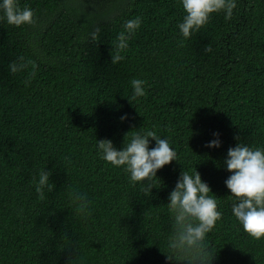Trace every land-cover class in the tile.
Masks as SVG:
<instances>
[{
	"label": "trees",
	"instance_id": "1",
	"mask_svg": "<svg viewBox=\"0 0 264 264\" xmlns=\"http://www.w3.org/2000/svg\"><path fill=\"white\" fill-rule=\"evenodd\" d=\"M18 3L34 10V23L0 20V264H187L167 257L166 204L182 168L194 167L223 213L206 237L212 264H264V238L232 215L223 164L238 140L264 146V0H237L230 20L213 13L183 45L179 0ZM137 15L125 59L112 64L110 43ZM20 56L34 75L31 64L8 71ZM134 77L146 95L131 103ZM140 127L177 151L151 195L95 150L105 138L120 148ZM213 133L219 148L206 147ZM44 168L54 188L40 197L33 180ZM73 189L91 201L89 217L75 212Z\"/></svg>",
	"mask_w": 264,
	"mask_h": 264
},
{
	"label": "clouds",
	"instance_id": "2",
	"mask_svg": "<svg viewBox=\"0 0 264 264\" xmlns=\"http://www.w3.org/2000/svg\"><path fill=\"white\" fill-rule=\"evenodd\" d=\"M183 9L181 21L177 24L179 43L192 38L213 13L223 12L224 19L230 20L237 0H179ZM0 20L19 27L34 23V10L28 6L20 7L18 0H0ZM142 25V17L137 15L123 22V30L118 32L115 41L111 42V63L117 64L125 59L129 41L136 35ZM97 29L91 33L92 40H98ZM211 52L208 46L204 49ZM32 65L31 74H35V64L23 56L10 61L8 71L20 73ZM146 81L141 78L130 80L131 95L128 100L136 101L146 95ZM127 119V114L120 120ZM214 139L206 143L208 148H219L221 141L219 133H213ZM153 147H149L151 141ZM95 150L98 157L114 168L127 175L133 187H139L146 195L156 187L157 171L173 160H177V151L171 146L167 136H161L153 129L140 127L125 134L122 146L117 148L111 139L96 140ZM230 175L224 184L230 190L231 212L243 231L255 239L264 238V146H252L238 140L229 147L223 161ZM51 170H40L34 177L35 191L43 197L45 189L51 191L54 184L50 181ZM211 193V195L209 194ZM69 197L74 204L75 212L87 218L91 215L90 204L85 193L71 190ZM218 197L210 186L202 180L196 170L182 168L176 180L175 187L168 193L167 209L170 216V231L165 237L168 250L167 257L177 262L187 264H212L213 254L206 237L222 218L219 210Z\"/></svg>",
	"mask_w": 264,
	"mask_h": 264
}]
</instances>
